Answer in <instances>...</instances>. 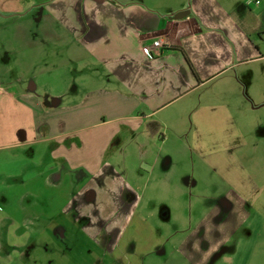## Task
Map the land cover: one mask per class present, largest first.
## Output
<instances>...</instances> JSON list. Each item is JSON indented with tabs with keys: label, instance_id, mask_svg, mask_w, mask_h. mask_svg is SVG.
Wrapping results in <instances>:
<instances>
[{
	"label": "crops",
	"instance_id": "obj_1",
	"mask_svg": "<svg viewBox=\"0 0 264 264\" xmlns=\"http://www.w3.org/2000/svg\"><path fill=\"white\" fill-rule=\"evenodd\" d=\"M24 1L0 0L3 20L28 17L27 25L13 23L0 33V157L39 161L44 185L58 187L65 167L53 161L70 151L76 150L74 166L99 174L109 169L104 158L115 138H126L132 156L153 157L155 173L162 146L171 144L177 156L189 153L195 163L193 205L200 208L209 196L216 201L208 213H192L184 243L189 252L206 255L207 264L246 227L262 234L264 178L246 170L243 155L253 138H264L249 119L264 107V0ZM156 40L164 47L146 57L143 48ZM85 147L91 152L83 156ZM173 166L167 174L178 172ZM129 172L128 206L149 202L152 179L156 187L181 191L179 181L159 173L144 181ZM36 177L34 170L30 182ZM108 180L80 187L70 214L60 211L59 221L35 215L33 230L27 235L20 228L18 238L67 240L70 233L73 247L89 239L77 224L88 196L99 206L112 203L115 183ZM7 218L0 217L6 239L13 236Z\"/></svg>",
	"mask_w": 264,
	"mask_h": 264
},
{
	"label": "rangeland",
	"instance_id": "obj_2",
	"mask_svg": "<svg viewBox=\"0 0 264 264\" xmlns=\"http://www.w3.org/2000/svg\"><path fill=\"white\" fill-rule=\"evenodd\" d=\"M1 17L5 18L7 15H0V22L4 23L0 33L8 32L7 29H10L13 23L28 24V17L23 19L16 16L6 21ZM2 50L0 47V51ZM38 93L42 97L46 95L43 91ZM259 98H261L260 95ZM253 110L249 119L256 122L253 127L254 133L258 134L260 131L264 136V107L258 105ZM125 139L115 138V142L105 153L104 158V163L109 166V169L107 167L99 174L88 173L74 166L76 150L70 151L69 157L59 153L62 157L55 159L54 165L65 168L61 185L58 187L44 185V177L40 176L44 168L40 166L39 161L35 162L37 163L35 165L28 159L14 161L0 157V217L8 216L4 225L7 230H12L13 235L8 239H6V232L0 235V259L3 264H204L206 255L189 252L184 247V243L192 227V213L196 217L200 216L195 209H200L202 214L208 213L216 201L209 196L199 202L200 208L193 205L196 204L197 195L194 194L192 200L190 182L195 163L191 161L189 153L177 156L171 144L162 146V158L153 173V157L142 161L137 153H133L134 156H132L131 153L134 151L132 144L130 142L125 144ZM249 144L251 145L245 148L246 151L244 150L248 153L243 155L247 156L243 157L245 168L254 177L263 179L264 138H253ZM95 146L91 145V147ZM159 150L157 147L152 149L154 155H157ZM7 152L10 153V151ZM14 152L18 151L14 150ZM86 152L91 150L87 151L86 147L81 149L83 156ZM169 154H174L172 164L177 165L176 174H167L175 168L171 164L168 165ZM34 170L38 177L36 182L32 183L30 179L34 175ZM61 170L59 168L57 172ZM127 171L135 172L138 180L141 175L145 176L144 181L149 175L156 176L159 173L166 181L171 180L176 183L179 181L181 191L174 188L166 190L161 185L156 187L155 180L152 179L151 187L148 189L149 202L138 206L136 204L128 206L126 195L129 194L127 185L131 183L129 177L131 175L127 174ZM200 171L202 168L196 166L197 179L200 178ZM12 175L15 179L10 180ZM210 177L213 181V176L210 175ZM107 179L115 183L111 192L112 203L99 206L96 199L88 196L85 201L88 208L83 210L85 219L77 224L79 231L86 232L89 239L85 238L82 243L80 241L73 247L70 246V233L67 240L61 237L18 238L22 235V231L26 229L24 233H29V230L33 228L32 221L35 215L41 214L47 220L59 221L60 211L67 208L70 214L69 205L72 199L77 197L80 187L89 189L94 184L97 186L105 184ZM18 181L27 184L22 185ZM247 210L252 211L253 208L248 207ZM133 214L135 217L129 219V216ZM235 219L236 217L231 221ZM232 224L235 226L237 223L232 222ZM247 228L224 248L218 250L212 261L207 264H264V231L258 234L253 226ZM60 235L62 236V233ZM30 252L32 257L29 258Z\"/></svg>",
	"mask_w": 264,
	"mask_h": 264
},
{
	"label": "built area",
	"instance_id": "obj_3",
	"mask_svg": "<svg viewBox=\"0 0 264 264\" xmlns=\"http://www.w3.org/2000/svg\"><path fill=\"white\" fill-rule=\"evenodd\" d=\"M256 2L259 3V0ZM164 44L163 40H156L153 45L143 48L144 55L149 58L152 57L154 52L164 47Z\"/></svg>",
	"mask_w": 264,
	"mask_h": 264
},
{
	"label": "water",
	"instance_id": "obj_4",
	"mask_svg": "<svg viewBox=\"0 0 264 264\" xmlns=\"http://www.w3.org/2000/svg\"><path fill=\"white\" fill-rule=\"evenodd\" d=\"M182 17H183V15H181V14L179 16H177V18H182Z\"/></svg>",
	"mask_w": 264,
	"mask_h": 264
},
{
	"label": "flooded vegetation",
	"instance_id": "obj_5",
	"mask_svg": "<svg viewBox=\"0 0 264 264\" xmlns=\"http://www.w3.org/2000/svg\"><path fill=\"white\" fill-rule=\"evenodd\" d=\"M211 264H213V263H211Z\"/></svg>",
	"mask_w": 264,
	"mask_h": 264
}]
</instances>
